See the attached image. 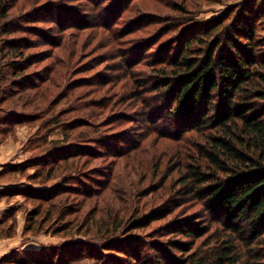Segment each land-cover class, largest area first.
<instances>
[{
  "label": "rangeland",
  "instance_id": "obj_1",
  "mask_svg": "<svg viewBox=\"0 0 264 264\" xmlns=\"http://www.w3.org/2000/svg\"><path fill=\"white\" fill-rule=\"evenodd\" d=\"M246 9L264 41V0H0V264H159L217 243L214 225L172 232L203 209L183 180L216 133L173 130L162 95L181 48L205 53Z\"/></svg>",
  "mask_w": 264,
  "mask_h": 264
},
{
  "label": "trees",
  "instance_id": "obj_2",
  "mask_svg": "<svg viewBox=\"0 0 264 264\" xmlns=\"http://www.w3.org/2000/svg\"><path fill=\"white\" fill-rule=\"evenodd\" d=\"M245 11L224 26L205 53L192 51L190 39L171 63L175 75L164 80L162 98L169 102L173 130L216 133L200 150L206 164H193L183 180L203 209L197 217L179 219L172 232L201 236L214 225L218 239L185 261L169 253L159 264H264V41L256 33V11ZM17 52L25 56L22 49ZM22 71H15V77ZM51 152L44 165L81 151L69 144ZM12 234L11 228L0 231V238Z\"/></svg>",
  "mask_w": 264,
  "mask_h": 264
},
{
  "label": "crops",
  "instance_id": "obj_3",
  "mask_svg": "<svg viewBox=\"0 0 264 264\" xmlns=\"http://www.w3.org/2000/svg\"><path fill=\"white\" fill-rule=\"evenodd\" d=\"M10 240V238H0V255L9 251L11 245V243L9 244Z\"/></svg>",
  "mask_w": 264,
  "mask_h": 264
}]
</instances>
